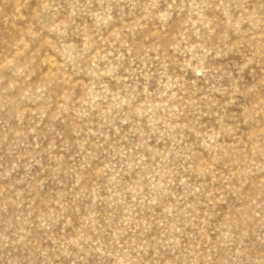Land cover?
<instances>
[{"label":"rangeland","instance_id":"rangeland-1","mask_svg":"<svg viewBox=\"0 0 264 264\" xmlns=\"http://www.w3.org/2000/svg\"><path fill=\"white\" fill-rule=\"evenodd\" d=\"M0 264H264V0H0Z\"/></svg>","mask_w":264,"mask_h":264}]
</instances>
